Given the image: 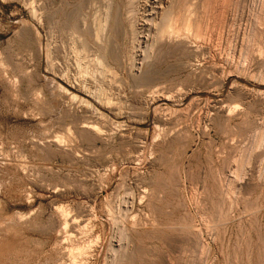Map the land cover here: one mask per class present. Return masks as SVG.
<instances>
[{"label": "rangeland", "instance_id": "obj_1", "mask_svg": "<svg viewBox=\"0 0 264 264\" xmlns=\"http://www.w3.org/2000/svg\"><path fill=\"white\" fill-rule=\"evenodd\" d=\"M104 1L0 0V264H264V0Z\"/></svg>", "mask_w": 264, "mask_h": 264}, {"label": "bare ground", "instance_id": "obj_2", "mask_svg": "<svg viewBox=\"0 0 264 264\" xmlns=\"http://www.w3.org/2000/svg\"><path fill=\"white\" fill-rule=\"evenodd\" d=\"M103 1H104V0H103ZM106 1H107V0H106ZM106 1H104V2H106ZM112 1H113V0H112ZM112 1H111V2H112ZM120 1H121V0H120ZM122 1H123V0H122ZM137 1H138V0H137ZM140 1H141V0H140ZM150 1H151V0H150ZM150 1L148 2V1H144V0H143V2H148V3H150ZM154 1H155V0H154ZM156 1H157V8H156V11L154 10V11H155L154 14H155V16H157V14H158V18H159V19H157V20H159V21L157 22L158 25H157V23L155 22V23H156L155 26H154L155 31H154V30H153V31H154V33L157 35V38H158V39L160 38V40H163V39H161L163 36H165V35L171 33V32L168 30V29L172 30V26H171L170 22H171L174 18H176V17H177L176 19H178L179 16H180V18H181V22H183V23L185 22V23L183 24L184 26H183V25H182V26L180 25L181 28H178V27H177V28H178V32L173 30L174 32L180 33V30L183 29V27H184V30H187V31L189 30V31H191V33L194 34L193 36L198 37V36L200 35L199 37H201L202 34H199V33L202 32L204 29H201L202 31H199V30L197 31V30H194V29H193V31H195V32H196V31L199 32V33H198V36H197V35H196L197 32H196V33L192 32V30H191L192 28L190 27V26H192L191 24H193L194 28H195V29H198V28H197L198 25H199L198 23H199V22L201 23L202 21H204V20H202V21H199V22L197 23V20L199 19V17H198L197 14H194V13H193L194 8L192 9V6H193V7H194V6L196 7V5L198 4V3H197V0H156ZM200 1H201V0H200ZM212 1H213V0H212ZM214 1H216V0H214ZM214 1H213V2H214ZM227 1H230V0H227ZM107 2H108V1H107ZM113 2H115V1H113ZM113 2H112V4H111V6H113ZM116 2H118V1H116ZM123 2H124V1H123ZM123 2H122V3H123ZM134 2L136 3L135 0H127L128 9L126 8V9L128 10L127 12L131 13V15H128V16H130V20H129V19H128V20H129V22H130V24H129V25H130V29H129V30H131L132 35H136V29H137V27H136V29H135L134 22H132L133 19H134V18H132V17H134L133 14L136 13V11H135V13H133V12H134V8L132 9V7H134V5H135ZM141 2H142V1H141ZM202 2H203V1H202ZM206 2H207V0H206ZM208 2H209V1H208ZM223 2H225V1L223 0L222 3H223ZM233 2H234V1H233ZM240 2H241V1H240ZM214 3H215V2H214ZM225 3H227V2H225ZM225 3H224V7H225V5L227 6V4H228V6L230 5L229 3H227V4H225ZM238 3H239V2H238ZM123 4H124V3H123ZM133 4H134V5H133ZM138 4H139V2H138ZM146 4H147V3H146ZM202 4H203V3H202ZM204 4H205L204 7H205V6L207 7V5H206L207 3H204ZM210 4H211V3H210ZM212 4H213V3H212ZM212 4H211V5H212ZM215 4L217 5V3H215ZM233 4H234V3H232V5H233ZM243 4H244V3H243ZM117 5H118V4H117ZM124 5H125V4H124ZM136 5H137V4H136ZM141 5H142V4H141ZM153 5H154V4H153ZM153 5H152V6H153ZM208 5H209V4H208ZM211 5H210V6H211ZM221 5H222V4H221ZM235 5H236V4H235ZM104 6H105V5H104ZM109 6H110V5H109ZM109 6L107 5L106 7H109ZM114 6H115V5H114ZM119 6H120V5H118V8H119ZM148 6H149V4H148ZM148 6H147V7H148ZM152 6H150V7L152 8ZM214 6H215V5H214ZM219 6H220V5H219ZM123 7H124V6H123ZM139 7H140V4H139ZM145 7H146V6H145ZM145 7H144V8H145ZM155 7H156V6H155ZM199 7H200V6H199ZM212 7H213V5H212ZM239 7H240V6H239ZM101 8H102V7H101ZM112 8H113V7H112ZM197 8H198V7H197ZM208 8H209V7H208ZM218 8H219V7H217V10H218ZM220 8H221V7H220ZM225 8H226L225 10H227V7H225ZM230 8H231V7H230ZM232 8H233V7H232ZM232 8H231V10H232ZM103 9H104V8H103ZM120 9H121V8H119V10H120ZM123 9H124V8H123ZM137 9H138V8H137ZM199 9H202V10H203V7H202V8H199ZM215 9H216V8H215ZM234 9H235V8H234ZM108 10H110V8H108ZM112 10H114V9H112ZM145 10H146V9H144V11H145ZM150 10H152V9H150ZM197 10H198V9H197ZM211 10H212V8L210 9V12H211ZM124 11H125V10H124ZM139 11H141V10H139ZM204 11H205V9H204ZM206 11H207V10H206ZM215 11H216V10H215ZM218 11L221 12L220 9H219ZM228 11H229V9H228ZM228 11H227V13H228ZM234 11H235V10H234ZM106 12H107V10H106ZM195 12H196V10H195ZM208 12H209V10H208ZM208 12H207V13H208ZM219 12L217 13V16H218ZM224 12H225V11H224ZM224 12H222V13H224ZM238 12H239V11H238ZM238 12H237V13H238ZM120 13H121V12H120ZM201 13H202V12H201ZM241 13H242V12H241ZM106 14H107V13H105V15H106ZM109 14H110V13H108V15H109ZM111 14H112V13H111ZM113 14H114V13H113ZM121 14H123V13H121ZM121 14H120V15H121ZM147 14H149V13H147ZM209 14H210V13H209ZM209 14L207 15V17L209 16ZM220 14H221V13H220ZM220 14H219V15H220ZM225 14H226V13H224V15H225ZM230 14H231V13H230ZM123 15H124V14H123ZM126 15H127V13H126ZM140 15H141V14H140ZM210 15H211V14H210ZM212 15H213V13H212ZM212 15H211V16H212ZM31 16H33V14H32ZM112 16H113V15H112ZM138 16H139V14H138ZM143 16H144V15H143ZM146 16H147V15H146ZM215 16H216V15H214L213 18H215ZM228 16H229V14H228ZM228 16H225V17L227 18ZM29 17H30V16H29ZM107 17H108V16H107ZM110 17H111V16H110ZM117 17H119V16H117ZM117 17H116V18H117ZM121 17H122V15H121ZM121 17H120V18H121ZM136 17H137V16H136ZM144 17H145V16H144ZM144 17H143V19H144ZM151 17H152V16H151ZM203 17H205V14H204V16H201V19H202ZM207 17H205V21H206V18H207ZM222 17H223V16H222ZM222 17H221V18H222ZM225 17H224V18H225ZM116 18H115V19H116ZM123 18H124V17H123ZM127 18H129V17H127ZM137 18H138V17H137ZM152 18H153V19H152ZM152 18H150V19H152V20H150V19H148V18H146V19L150 20V23H151V21L154 22V21H153V20H154V17H152ZM208 18H210V17H208ZM217 18H218V17H217ZM224 18H223V19H224ZM230 18H231V16H230ZM107 19H108V18H107ZM109 19L111 20V18H109ZM109 19H108V20H109ZM118 19H119V18H118ZM140 19H141V18H140ZM203 19H204V18H203ZM210 19H212V17H211ZM210 19H208V21H207V22H208V25H207V23L205 24V27L208 26V27H206V28H208L209 30H210V27H209V26L211 25V24H209V22H210L209 20H210ZM239 19H240V18H239ZM30 20H33V19H30ZM112 20H113V17H112ZM123 20H124V19H123ZM128 20H127V21H128ZM148 20H146V21L149 22ZM157 20H156V21H157ZM182 20H183V21H182ZM214 20H215V19H214ZM219 20H220V19H219ZM233 20H234V19H233ZM98 21H99V20H98ZM120 21H122V20H120ZM135 21H136V20H135ZM137 21H138V20H137ZM140 21H141V20H140ZM142 21H143V20H142ZM175 21H177V20H174V21H173L174 24L177 25L178 22L176 23ZM179 21H180V20H179ZM205 21H204V22H205ZM220 21H222V20H220ZM224 21H225V20H223V22H224ZM227 21H228V20H227ZM229 21H230V20H229ZM229 21H228V22H229ZM104 22H107V23H108V21H104ZM147 22H144V23H147ZM181 22H180V23H181ZM212 22H213V21H212ZM217 22H218V21H217ZM260 22H261V21H260ZM24 23H25V22H24ZM33 23H34V22H33ZM125 23H126V22H125ZM236 23H237V22H236ZM34 24H35V23H34ZM104 24H105V23H104ZM118 24L121 25V23H118ZM123 24H124V23H123ZM152 24H153V23H152ZM166 24H167L168 26H166ZM169 24H170V25H169ZM174 24H172V25L176 28V26H175ZM201 24H202V23H201ZM201 24H200V25H201ZM214 24H215V23H214ZM214 24H213V25H214ZM226 24H227V23H226ZM226 24H225V25H226ZM140 25H141V24H140ZM216 25H217V24H216ZM216 25H215V26H216ZM223 25H224V24H223ZM223 25H222V26H223ZM225 25H224V26H225ZM230 25H231V24H230ZM116 26H117V25H116ZM143 26H144V25H143ZM149 26H150V25H149ZM149 26H148V27H149ZM151 26H152V25H151ZM151 26H150V27H151ZM165 26H166V28L168 27V29H164L163 27H165ZM169 26H170V28H169ZM178 26H179V24H178ZM222 26H221V27H222ZM224 26H223V27H224ZM255 26H256V25H255ZM104 27H105V26H104ZM120 27H121V26H120ZM221 27H220V28H221ZM100 28H101V27H100ZM102 28H103V27H102ZM118 28H119V27H118ZM121 28H122V27H121ZM138 28H139V27H138ZM177 28H176V30H177ZM189 28H191V29H189ZM199 28H200V27H199ZM212 28H213V27H212ZM214 28H215V27H214ZM214 28H213V29H214ZM256 28H257V27H256ZM260 28H261V27H260ZM105 29H106V28H105ZM140 29H141V28H140ZM140 29H139V30H140ZM149 29H150V28H149ZM149 29H148V31H149ZM162 29H163V30H162ZM208 29H207V30H208ZM215 29H216V28H215ZM100 30H101V29H100ZM115 30H116V29H115ZM123 30H124V27H123ZM126 30H127V29H126ZM142 30H143V28H142ZM142 30H141V31H142ZM146 30H147V29H146ZM207 30H206V31H207ZM118 31H120V30H118ZM141 31H140V32H141ZM187 31H186V33H187ZM206 31H205V32H206ZM222 31H224V30H222ZM174 32H173V34H174ZM218 32H219V31H218ZM119 33H120V32H119ZM181 33L183 34L182 31H181ZM191 33H190V34H191ZM202 33L204 34V32H202ZM207 33H208V31H207ZM207 33H206V34H207ZM239 33H240V32H239ZM122 34H123V33H122ZM155 34H154V35H155ZM182 34H181V35H182ZM187 34H188V33H187ZM190 34H188V35H190ZM107 35H108V33H107ZM125 35H126V33H125ZM138 35H139V34H138ZM141 35H142V34H141ZM141 35H140V36H141ZM152 35H153V33H152ZM171 35H172V34H171ZM171 35H169V36L171 37ZM183 35L186 36L185 38L188 39L187 35H185V34H183ZM176 36H177L178 38H180V37H179L180 35H177V34H176ZM202 36H205V35H202ZM211 36H212V35H211ZM223 36H224V35H223ZM174 37H175L174 35H173V38L171 37L173 41H174ZM177 37H176V38H177ZM199 37L196 38V39H199ZM190 38L192 39V36H191ZM190 38H189V39H190ZM201 38H202V37H201ZM221 38H222V36H221ZM44 39H45V38H44ZM124 39H125V38H124ZM148 39H149V35H148ZM148 39L146 38V41H147ZM151 39H155V38H153V36H152ZM183 39H184V38H183ZM193 39H194V38H193ZM203 39H204V38H203ZM142 40H143V39H142ZM142 40H141V41H142ZM149 40H150V39H149ZM165 40H166V39H165ZM168 40L170 41V38H169ZM175 40H176V39H175ZM181 40H182V38H181ZM181 40H180V41H181ZM194 40H195V39H194ZM155 41L157 42L158 40L156 39ZM169 41H168V44H169ZM191 41H192V40H191ZM197 41H198V40H197ZM142 42H143V41H142ZM142 42H141V43H142ZM147 42H148V41H147ZM158 42H159V41H158ZM158 42H157V44H159ZM170 42H171V41H170ZM176 42L178 43V39H177ZM182 42H183V40H182ZM184 42H185V41H184ZM187 42H188V40H187ZM187 42H186V43H187ZM193 42H194V41H193ZM195 42H196V41H195ZM42 43H43V42H42ZM166 43H167V42H166ZM174 43H175V41H174ZM189 43H190V41H189ZM150 44H151V43H150ZM152 44H153V42H152ZM152 44L150 45L151 47H153L152 49H154V48L156 49V47H154V44H153V45H152ZM163 44H165V43H163ZM163 44L161 45L162 47L164 46ZM181 44H182V43H181ZM181 44H179L180 46H179L178 44H176V45H177L178 47L183 48L184 46H181ZM184 44H185V43H184ZM184 44H183V45H184ZM190 44H191V43H190ZM192 44H193V43H192ZM42 45H44V44H42ZM111 45H112V44H111ZM145 45H146V43H145ZM169 45H172L171 47L174 46V45L171 44V43H170ZM155 46H157V45L155 44ZM159 46H160V45H159ZM159 46H158V47H159ZM185 46H186V44H185ZM189 46H190V45H189ZM195 46H196V45H195ZM44 47H45V45H44ZM147 47H148V45H147ZM171 47H170V48H171ZM178 47H177V48H178ZM186 47H187V46H186ZM192 47H193V46L189 47L188 49L190 50V48H192ZM148 48H149V47H148ZM177 48H176V49H177ZM197 48H198V47H197ZM202 48H203V47H202ZM209 48H210V47H209ZM212 48H213V47H212ZM152 49H150V50H152ZM160 49H161V48H160ZM160 49H159V50H160ZM186 49H187V48H186ZM193 49H194V48H193ZM205 49H206V46H205ZM146 50H148V49H146ZM150 50H149V51H150ZM174 50H175V48H174ZM154 51H155V50H154ZM175 51H176V50H175ZM150 52H151V51H150ZM167 52H168V51H167ZM45 53H46V52H45ZM148 54H149V53H148ZM44 57H45V56H44ZM46 57H47V55H46ZM46 57H45V58H46ZM148 59H149V58H148ZM132 69H133V68H132ZM53 78L56 79L55 76H53ZM60 79H61V78H60ZM52 83H53V80H52ZM55 84L58 85V83H55ZM60 88H62V87L60 86ZM64 88H65V87H64ZM63 90H64V89H63ZM252 90H253V89H252ZM64 91H66V90H64ZM67 92H68V91H67ZM257 92H258V90H257ZM87 93H88V92H87ZM259 93H260V92H259ZM68 94L74 96V99H75V96H76V95H74L72 92H70V93L68 92ZM91 94H92V93H91ZM260 95H261V94H260ZM90 96H91V95H90ZM77 97H78V96H77ZM193 97H194V96H193ZM97 98H98V97H97ZM99 98H100V97H99ZM95 99H96V98H95ZM82 101H83V100H82ZM84 101H85V100H84ZM98 101H99V100H98ZM98 103H99V102H98ZM101 103H102V102H101ZM110 104H111V103H110ZM105 105H106V104H105ZM189 105H190V104H189ZM158 107H159V106H158ZM96 109H97V108H96ZM96 109H95V110H96ZM97 111H98V110H97ZM173 111H174V110H173ZM180 111H181V110H180ZM154 113H155V112H154ZM165 113H166V112H165ZM101 116H102V115H101ZM106 116H107V115H106ZM112 117H113V116H112ZM160 119H161V118H160ZM78 130H79V129H78ZM82 130H83V129H82ZM261 133H262V132H261ZM256 137H257V136H256ZM262 141H263V140H262ZM235 169H236V168H235ZM224 170H225V169H224ZM222 177H223V176H222ZM230 182H231V181H230ZM145 194H146V193H145ZM217 194H218V193H217ZM227 198H228V197H227ZM227 200H228V199H227ZM140 222H141V221H140ZM115 224H116V223H115ZM192 227H193V226H192ZM133 228H134V227H133ZM139 234H140V233H139ZM257 234H258V233H257ZM208 235H209V234H208ZM123 236H124V235H123ZM190 236H191V235H190ZM194 236L197 238V235H194ZM195 237H193V238L196 240ZM192 240H193V239H192ZM109 243H110V242H109ZM181 243H182V242H181ZM117 247H118V246H117ZM119 247H120V246H119ZM247 247H248V246H247ZM178 248H179V247H178ZM222 248H223V247H222ZM124 251H125V250H124ZM185 252H186V251H185ZM78 254H79V253H78ZM133 254H134V253H133ZM199 254H200V253H199ZM117 255H118V254H117ZM76 256H77V255H76ZM113 258H114V257H113ZM116 260H117V259H116ZM133 260H134V259H133ZM71 262H72V261H71ZM111 262H112V261H111ZM200 262H201V261H200Z\"/></svg>", "mask_w": 264, "mask_h": 264}, {"label": "water", "instance_id": "obj_3", "mask_svg": "<svg viewBox=\"0 0 264 264\" xmlns=\"http://www.w3.org/2000/svg\"><path fill=\"white\" fill-rule=\"evenodd\" d=\"M52 78V77H51ZM54 80H56L57 81V79H54Z\"/></svg>", "mask_w": 264, "mask_h": 264}]
</instances>
